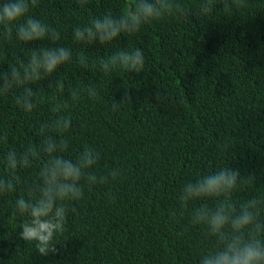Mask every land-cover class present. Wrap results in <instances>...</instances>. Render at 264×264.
Returning <instances> with one entry per match:
<instances>
[{
	"label": "clouds",
	"instance_id": "clouds-1",
	"mask_svg": "<svg viewBox=\"0 0 264 264\" xmlns=\"http://www.w3.org/2000/svg\"><path fill=\"white\" fill-rule=\"evenodd\" d=\"M88 3L76 0L83 15L52 19L49 13L37 15L41 0H0V63L7 65L0 67V101L10 100L12 111L11 117L5 113L0 119V200L10 213L8 223L13 230L19 226L25 244L7 264H25L32 252L54 253L75 235L74 221L92 195L105 201L116 198L122 167L106 163V151L96 143L80 141L77 147V129L86 126V108L106 106L113 115L121 112L126 103L112 100L106 85L114 75L144 71L147 57L135 45L117 47L103 57H93L86 49L94 43L112 48L121 37H136L149 26L185 24L189 17L203 24L214 15L241 16L250 4L134 0L117 5L126 11L107 8L93 14L87 12ZM36 41L47 44L24 51ZM60 67L85 69L98 73L99 79H52ZM42 81H48L46 89L40 87ZM17 117L18 130L13 132L10 119ZM230 148V140L219 141L209 153L215 166L210 162L186 173L164 208L165 222L182 227L194 241L185 264H264V188L255 186L252 175L241 176L221 160ZM85 257L81 251L76 264ZM92 264H108V257L101 251Z\"/></svg>",
	"mask_w": 264,
	"mask_h": 264
},
{
	"label": "trees",
	"instance_id": "trees-1",
	"mask_svg": "<svg viewBox=\"0 0 264 264\" xmlns=\"http://www.w3.org/2000/svg\"><path fill=\"white\" fill-rule=\"evenodd\" d=\"M249 2L241 16L214 15L203 24L189 17L185 24L149 26L136 37H121L112 48L94 43L86 49L103 57L135 45L147 57L144 71L114 75L106 85L112 100L126 103L121 112L86 108V126L77 129L76 146L80 141L100 145L106 163L121 166L123 177L114 200L96 194L85 202L74 221L75 235L47 256L30 253L25 264H76L81 251L86 253L82 264H92L101 251L108 264H174L172 257L185 264L194 241L182 227L165 222L164 208L186 173L210 162L215 166L209 153L221 140L231 141L221 160L264 188V0ZM132 3L89 0L87 12L126 11L117 5ZM42 12L52 19L85 14L76 0H41L37 15ZM45 44L36 41L24 51ZM62 75L73 82L99 79L98 73L64 67L52 79ZM47 84L42 81L40 87ZM5 113L12 115L10 100L0 101V119ZM18 124V117L10 119L13 132ZM24 130L29 131L27 125ZM9 216L0 200V260L5 264L25 247Z\"/></svg>",
	"mask_w": 264,
	"mask_h": 264
}]
</instances>
